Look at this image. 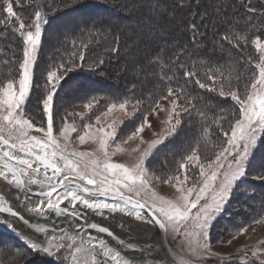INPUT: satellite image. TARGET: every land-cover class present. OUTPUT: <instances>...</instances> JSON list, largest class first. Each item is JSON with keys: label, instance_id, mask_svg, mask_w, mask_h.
Instances as JSON below:
<instances>
[{"label": "snow or ice", "instance_id": "6c2138e0", "mask_svg": "<svg viewBox=\"0 0 264 264\" xmlns=\"http://www.w3.org/2000/svg\"><path fill=\"white\" fill-rule=\"evenodd\" d=\"M19 2L0 0V15L3 16L0 25L5 28L11 26L22 39L20 55H13L11 61L12 74L5 83H0V178L22 192L31 193L32 186H37L39 190L35 195L38 201L33 202L31 195L25 198L28 210L46 220L53 215L63 217L67 225L60 229L59 236L48 240L34 241L21 234L27 249L54 258V264H134L131 258L123 255L112 244L111 241L117 237L109 227L88 222L87 212H91L104 218L117 213L134 217L136 221L158 228L172 242H183L187 252L196 259L181 258L179 264H200L204 258L217 255L211 250L210 229L215 219L224 212L233 191L238 187L237 182L246 176L250 154L258 140L264 137V40L256 36L251 41L257 50L258 61L249 56L244 62L248 65L247 69L233 70L227 75L219 67L204 61L189 64L183 58H192L193 54L187 47L181 48L167 61L160 53L155 54L154 58L149 59V65H159L157 89L146 99L133 94L121 102L109 103L105 111L95 116L94 123H83V134L78 135L79 142L97 143L99 154L69 151L71 135L77 133L78 128L76 122L69 123L68 118L79 115L83 121L87 112L97 107L100 101L92 98L84 103L85 113H66L57 130L53 111L55 97L68 73L78 66L83 67L87 46H78L73 41L74 50L68 55L67 61L47 72L46 94L41 100L46 125L41 123L37 126L25 115V106L42 42V25L47 23V19L41 11H36L32 22L26 24L14 10V4ZM183 6L184 2L180 0L177 7ZM150 7L153 11L168 14L162 0H150ZM221 7L226 8L227 5H217L218 13ZM240 7L245 8L247 13L246 18L240 19L245 21L246 26L255 28L253 19L257 9L247 0H241ZM238 14L239 10L234 7L222 19L218 15V22L213 28L224 26L225 30L214 33V36H219L214 49L216 45L223 49L224 42L233 48L247 45L248 37L236 31L234 17ZM260 15L264 16V10H261ZM13 21L18 22L19 26L16 27ZM190 29L193 33L192 44L202 43L207 30L199 33V26L195 22L190 25ZM77 58L79 65L76 63ZM102 63L103 60L100 61ZM95 68L96 64L93 63L90 69ZM217 97L219 99H214ZM228 98L233 104L225 111L222 104ZM161 100L167 102V107L160 103ZM128 105H132L133 111L125 115L135 120L140 113H144L143 119L126 140L118 143L116 122L103 125L101 118L108 117L115 109L124 111ZM216 108H220L219 115L215 114ZM161 112L164 113L163 119L156 116L160 131L153 133L158 138L145 141L140 134L145 129L153 128L149 116ZM185 123H196L199 136L190 154L180 159L176 175L162 179L150 173L146 165L153 151L169 137L178 135ZM226 123L227 128L224 126ZM56 131L58 136L54 134ZM33 132L42 135H33ZM213 136H217L218 143L213 146L218 150L213 157H202L199 154L201 144L209 145ZM134 139H139L140 144H148L143 151L139 146L132 149V152L139 153L138 157H134V163L127 165L113 162L111 158L124 151L121 144ZM152 179L171 184L176 192L174 198L165 199L157 195L150 188ZM0 214H8L28 223L9 206L3 196H0ZM253 222L264 225V217ZM0 226L18 231L3 216H0ZM32 227L36 234L46 232V228L40 224H33ZM246 231V227H240L236 234ZM99 234H106V238ZM65 239L69 241L68 244L63 243ZM118 243L126 250L135 251L137 248L124 239H119ZM64 249L68 250L67 255H61ZM241 251L244 252L239 258L241 264H253L248 256L249 251L258 264H264V249L253 247ZM12 259L16 264H21L22 254L17 252ZM220 259L222 264H230L233 257ZM23 264L29 262L24 260Z\"/></svg>", "mask_w": 264, "mask_h": 264}, {"label": "trees", "instance_id": "16d2710c", "mask_svg": "<svg viewBox=\"0 0 264 264\" xmlns=\"http://www.w3.org/2000/svg\"><path fill=\"white\" fill-rule=\"evenodd\" d=\"M84 1L20 0L19 4H14V10L26 24L32 22L36 11H41L47 19V23L42 27L39 58L34 65L36 75L34 74L33 82L36 86H45L46 80L43 75L38 74L42 68L55 70V65L67 61L68 55L74 50L73 41L78 46H87L81 70L76 68V71L70 72L69 77L60 85L63 91L68 89L66 93L64 92L66 99L73 96L80 101L85 95H93L100 100L101 105L122 101L133 94L146 99L157 89L160 72L158 64L149 65V59L160 53L167 61L185 47L193 54L192 58L183 57L189 64L204 61L208 65L219 67L226 75L233 70L247 69L248 65L244 62L249 56L258 61V53L251 41L256 36L264 38V16L260 15L261 10H264L263 0H247L257 9L256 17L253 19L255 28L246 26L245 21L240 19L247 16L246 9L240 7L241 0H183L182 8L177 7L180 0H162V4L168 9L167 15L161 14L160 11H153L150 0H99L103 5L98 4L97 0ZM221 2L227 7H221L218 13L217 5ZM234 7L239 10V14L234 17L236 31L246 35L248 43L242 45V48H233L224 42L223 49L220 45H216L214 49L215 42L219 40V36H214V33L225 29L224 26H220L219 29L213 28V25L218 22V15L222 19L223 15L231 13ZM117 8L122 12L116 11ZM90 11H99L106 18L99 16L97 19L95 16H88ZM0 18L3 16L0 15ZM193 22L199 26V33L207 30V35L199 45L192 44L193 33L190 25ZM13 24L16 27L19 26L16 21H13ZM197 38H200L199 34ZM21 48L22 39L19 34L14 32L11 26L5 28L0 25L1 81L10 78L13 71L11 63L13 55L19 56ZM114 48L118 51H112ZM101 60H103L102 64H100ZM76 63L77 65L80 63L78 58ZM93 63L96 64L95 71L106 68L108 79L97 83V86L87 88L80 84L75 89L71 88L74 86L70 83L71 79L88 78L95 73L90 69ZM242 64L243 68L240 67ZM101 74L105 75L104 71H101ZM35 92L34 89L33 93ZM232 104L233 102L228 98L222 107L228 111ZM215 114H220V108L215 109ZM197 128L196 123L192 125L186 123L185 137L189 139L195 134ZM177 137L173 141H180V137L179 139ZM193 137L189 140L196 139ZM215 138L217 137L214 136L212 140ZM179 141L174 144L175 147L178 144V151L182 152L185 148H191L188 140L183 144ZM202 144L201 146H204ZM257 157L259 161L255 163ZM251 175L258 179H251L249 177ZM261 177H264V137L258 140L253 155L247 163V174L237 182L238 187L233 191L235 197L229 200V206L225 208L228 211L235 210L231 218L237 220L238 227L252 224L254 220L264 217V179ZM246 190H248L247 193ZM22 249L26 250L25 247Z\"/></svg>", "mask_w": 264, "mask_h": 264}, {"label": "rangeland", "instance_id": "374dc122", "mask_svg": "<svg viewBox=\"0 0 264 264\" xmlns=\"http://www.w3.org/2000/svg\"><path fill=\"white\" fill-rule=\"evenodd\" d=\"M44 1L46 2L47 0H44ZM73 1H76V0H73ZM97 3L101 4V1L97 0ZM220 5H225V3L221 2ZM116 11L122 12L118 8L116 9ZM81 13H84V12H81ZM87 15L92 16V17L95 16L97 17V19L99 18V16L106 18V16L100 14L99 11L97 12L90 11V13H88ZM261 40H264V38H262ZM38 56H37V59L39 58ZM76 68H75L76 70H79V71L81 70V67L79 66ZM48 70H45L42 68V70H40L38 74L40 76L43 75L44 79L46 80V76H47L46 71ZM99 70H96V71L94 70L95 73H93V75H90L88 78H78L75 80L71 79L70 83H73L74 85V86H71V88L75 89L77 88V86H80V84L86 86L87 88L90 86H97L96 85L97 83L102 82L104 79L107 78L106 68L105 69L103 68L101 70V71H104L105 75L101 74V71ZM34 74L36 75L35 71H34ZM69 75L70 74L68 73L66 78H68ZM6 81H7V78L2 79V81L0 79V83H5ZM34 89L36 90L35 93H33ZM61 89L62 88H59L58 95L55 97V107L53 109L54 115H55V128L57 130L61 127L66 113H78V114L85 113L86 110L84 109V103H86L88 100L92 98H95V96L93 95H89V96L85 95L80 101H78L77 97H73V96L68 97V99H66V94H64V92L66 93L68 89L66 91H63V89L62 90ZM45 94H46L45 86H41V85L36 86V84L32 82L30 96L25 106V115L28 118L32 119L36 123L37 126H39L41 123H44L46 125V118L44 116L42 105H41V100ZM118 102H121V101H118ZM118 102L115 101V102H109V103H118ZM109 103L102 104V105L99 104L97 107H94L90 112H87L86 118L83 121L81 120V117L79 115L68 118V122L72 123L73 121H75L76 126L78 128V132L73 133L71 135L69 149H68L69 151L97 152V154H99L97 143H93L92 141H86L84 144H81L78 140V135L83 134V123H89V122L94 123L95 116L99 115L102 111H105ZM160 103L164 105L165 107H167L166 101L161 100ZM132 111H133L132 105H128L126 106V109L124 111L115 109L113 110L112 113L109 114L108 117L101 118V124L103 125H107L109 123H112L113 121L116 122V126L119 131V134L117 137L118 143L123 140H126V138L129 135H131V133L135 130V127L139 124L140 120L143 119L144 113L139 114L138 118L135 120L130 119L129 116L125 115L126 112L131 113ZM157 115H159L161 119L164 118V113L162 112L153 113L152 115L149 116V121L152 123L153 128L145 129L140 134L145 141H152L158 138L156 135L153 134L154 132L158 133L161 127L159 122L156 119ZM185 126H186V123L181 129L182 132L181 130L179 131V133H181L180 136L176 135L174 138L169 137L164 143L159 145L158 148L153 151L146 165L150 173H154L156 176L162 177V179H166L169 175H176V170L178 168V163L180 159L183 156L190 154L191 148L196 146V139H192V140H189V139H191L193 136H195L193 138H198L199 136V133L196 130L195 134L190 136L189 139L188 137H185V134L187 132V129H184ZM224 126L227 128L228 127L227 123ZM32 134L37 135V136L42 135L40 133H35V132H33ZM54 134L58 136V131L54 132ZM176 137L178 139L180 137V141L179 140L177 141L181 142V144H183V142L185 143L188 140V142L191 143V148L190 147H188L189 149L185 148L182 152L178 151V148H177L178 144H176L177 147L174 146V144L177 141H173ZM213 138L214 136L211 138L209 145L207 146L204 145L200 147L199 154L202 157L204 156L213 157L215 152L218 150L217 147L213 146L218 143V140L217 138L212 140ZM61 143H63L62 140H61ZM137 146H139L140 150L143 151L144 149L148 147V144L147 143L140 144L139 139H134V140L128 141L127 143H123L121 144V147L124 149V151L118 152L115 156H113L111 158L112 161L117 162V163H125L127 165H131L132 163H134V157L139 156L138 152H132V149ZM253 152L250 154V158L253 155ZM258 161H259V158L257 157L255 163ZM196 171H198V169ZM249 177H251V179L253 180L258 179V178H254L253 175ZM150 188L153 191H155L157 195L162 196L165 199H173L174 196L176 195L175 188L172 187L171 184H164L162 180L152 179L150 182ZM38 190L39 189L37 188V186L35 185L32 186V192H37ZM247 192L248 190H246V193ZM234 197L235 195L234 193H232L231 198H234ZM227 206H229V201L226 207ZM233 211L235 210L234 209L231 211L224 210V212L220 214L213 222L212 227L210 229L211 250L217 255L204 258L203 260L200 261V264H222V261L220 258H223L226 256L233 257V259L230 261V264H241V261L239 258L244 255V252L241 251V249H245V248L251 249L253 247H259L261 249H264V243H260L261 241H264V225L252 223V224H247L245 226L238 227L236 225L237 220L235 218L234 219L231 218L233 216L232 215ZM115 215H122V214L117 213ZM138 222L146 224L142 221H138ZM240 227H246L247 231L244 234H236L238 228ZM156 232H157V235L160 234V230L158 228ZM234 234H235V239H233ZM165 239H166V242L169 248H171V250L174 251V254L178 259H181V258H187L189 260L196 259L195 257H192L187 252V249L183 242L181 241L172 242L170 237H165ZM229 241H231V243H229ZM63 243L68 244L69 241L65 239ZM24 247L26 248V250L22 249ZM17 252H20L22 254L21 264H23L24 260L28 261L29 264H45V263L54 264V258L49 257L46 254L28 250L25 240L22 239L19 236V234L13 231L11 232L10 230H6L4 227L0 226V264H16V261H14L12 257ZM67 253H68V250L64 249L61 252V255H67ZM248 256L253 261V264H258V261H255V258L251 257L250 251L248 252ZM41 258L43 260H41ZM170 260H171L170 261L171 264H179L173 257H170ZM149 264H153V263H149ZM225 264H228V262H225Z\"/></svg>", "mask_w": 264, "mask_h": 264}, {"label": "bare ground", "instance_id": "6f19581e", "mask_svg": "<svg viewBox=\"0 0 264 264\" xmlns=\"http://www.w3.org/2000/svg\"><path fill=\"white\" fill-rule=\"evenodd\" d=\"M36 192L28 193V192H22L18 189H16L13 185L9 184L7 181H5L3 178H0V196H3L5 200L8 202L9 206H11L13 209H15L21 216L24 217V220L31 222V223H39L40 221H44L45 218L42 217H36L33 213H31L28 208L25 206V198L28 195H31V199L33 202L38 201V197L35 195ZM3 216V215H0ZM3 217H6L7 221H10L15 229L18 231L15 232L19 234L21 237V234L24 237L31 238L34 241L35 240H48L51 239L53 236H59L60 230L59 224H57L59 221L65 222V219L63 217L57 218L54 215L52 217H55V222H53V225H55V228L57 229H50L46 230L45 233L36 234L34 229H28L24 225H22V221L18 218H13L10 215H5ZM87 218H93V220H98L103 223L109 224L115 231L118 233L119 239H124L126 241L132 242L134 245L137 246V250L125 252L121 249H118L122 252L123 255H125L128 258H131L134 262V264H161V262L165 261L166 264H171L170 257L175 258L177 263L180 262V259H178L174 251L170 249L165 248L166 245L164 243L165 236L160 231V234L157 235V228H154L151 225L143 224L141 222L135 221L134 217H128L125 215H114L109 216L108 218H104L98 215H95L91 212H87ZM61 224V223H60ZM121 224L124 225L123 228H121ZM64 225V224H63ZM5 227L6 226H1ZM10 230V229H9ZM12 232V230H10ZM14 232V231H13ZM25 240V239H24ZM166 240V239H165ZM167 243V242H166Z\"/></svg>", "mask_w": 264, "mask_h": 264}, {"label": "water", "instance_id": "95a60500", "mask_svg": "<svg viewBox=\"0 0 264 264\" xmlns=\"http://www.w3.org/2000/svg\"><path fill=\"white\" fill-rule=\"evenodd\" d=\"M14 211H16L15 209H13ZM0 215H3V216H7L8 214H0ZM13 218H15V217H13ZM19 219V218H18ZM55 217H51L50 219H45L44 221H40L39 223H36V222H34V223H31V222H28V223H25L24 221H22V225H24L25 227H27L28 229H34L33 227H32V225L33 224H40L41 226H44L45 228H46V230H50V229H52V230H54V229H56L55 227H54V225H53V222H55ZM88 219V222L89 223H92V222H95V223H98V224H100L101 226H106V227H109L110 228V230H112L113 232H114V234H115V236L117 237V239L116 240H113V241H111L112 242V244L115 246V247H118V249H121V250H123V251H125V252H130V251H133V250H126V249H124L122 246H120L119 245V243H118V240H119V236H118V233H116V231L109 225V224H106V223H103V222H101V221H98V220H93V218H87ZM61 223V224H60ZM81 223H83V221H81ZM57 224H59V228H57L58 230H60L62 227H64V228H66L67 227V225H66V223L63 221V222H61V221H59ZM64 224V225H63ZM5 228V227H4ZM7 228V227H6ZM8 229V228H7ZM56 229V230H57ZM9 230V229H8ZM93 234L95 235L96 233L93 231ZM99 235H101V236H104L105 238H106V234H99ZM110 239V238H109ZM164 243H165V245H166V248L167 249H170L169 248V246H168V244L166 243V240L164 239ZM117 249V250H118ZM137 250V249H136ZM163 264H166V262L165 261H163Z\"/></svg>", "mask_w": 264, "mask_h": 264}]
</instances>
